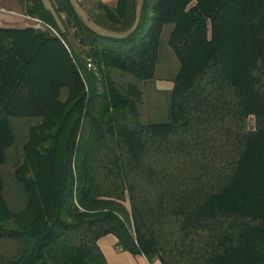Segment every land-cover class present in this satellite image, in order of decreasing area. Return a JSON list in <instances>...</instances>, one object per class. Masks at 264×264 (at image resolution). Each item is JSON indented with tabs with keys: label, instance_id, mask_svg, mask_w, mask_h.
<instances>
[{
	"label": "trees",
	"instance_id": "1",
	"mask_svg": "<svg viewBox=\"0 0 264 264\" xmlns=\"http://www.w3.org/2000/svg\"><path fill=\"white\" fill-rule=\"evenodd\" d=\"M49 1L0 26V264H264V0Z\"/></svg>",
	"mask_w": 264,
	"mask_h": 264
},
{
	"label": "rangeland",
	"instance_id": "2",
	"mask_svg": "<svg viewBox=\"0 0 264 264\" xmlns=\"http://www.w3.org/2000/svg\"><path fill=\"white\" fill-rule=\"evenodd\" d=\"M138 1L140 4L141 0ZM44 2L47 7L52 8L49 0H44ZM72 2L78 13L92 28L100 33L109 34V32L98 27L92 21L91 12L94 10L92 7L96 3V0H72ZM114 4L115 3H113L112 5ZM28 25L38 27V24L33 19L28 18L22 13L19 0H0V26L23 27ZM165 36L166 32L163 33L161 37V45H163ZM74 44L75 46H77L76 41L74 42ZM89 68L91 67L89 66ZM118 78L120 80L126 79V77L124 76H120ZM157 80L169 81L166 79ZM154 87L155 81L150 85V88H147L146 90L144 112L146 113V116H148L152 121H163L167 119V98L166 95L155 92L153 89ZM152 98L153 101H151ZM32 123L33 120H31L30 118L17 117L12 119V125L16 134V143L9 150L10 161L9 164L5 167V170L12 172L13 167L11 163L19 155L21 145L26 139L28 126Z\"/></svg>",
	"mask_w": 264,
	"mask_h": 264
},
{
	"label": "crops",
	"instance_id": "3",
	"mask_svg": "<svg viewBox=\"0 0 264 264\" xmlns=\"http://www.w3.org/2000/svg\"><path fill=\"white\" fill-rule=\"evenodd\" d=\"M103 3L112 5L116 0H100ZM173 86L171 81L156 80L155 92L164 93L169 91ZM105 259L109 264H150L143 255H132L128 251H124L117 246V237L113 234H106L97 241ZM152 264H161L158 260Z\"/></svg>",
	"mask_w": 264,
	"mask_h": 264
},
{
	"label": "built area",
	"instance_id": "4",
	"mask_svg": "<svg viewBox=\"0 0 264 264\" xmlns=\"http://www.w3.org/2000/svg\"><path fill=\"white\" fill-rule=\"evenodd\" d=\"M28 17V16H27ZM29 18V17H28ZM34 21H36V19H33ZM38 24V27H40L41 25H40V23H37Z\"/></svg>",
	"mask_w": 264,
	"mask_h": 264
}]
</instances>
